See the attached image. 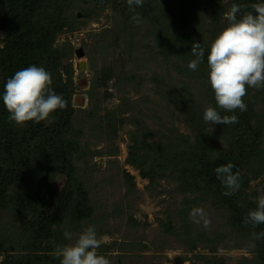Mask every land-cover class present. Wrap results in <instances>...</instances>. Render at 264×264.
I'll return each mask as SVG.
<instances>
[{
    "label": "rangeland",
    "instance_id": "obj_1",
    "mask_svg": "<svg viewBox=\"0 0 264 264\" xmlns=\"http://www.w3.org/2000/svg\"><path fill=\"white\" fill-rule=\"evenodd\" d=\"M44 2L43 7L35 8L33 22L38 23L46 14L47 22L52 19V23L65 25L53 38L57 61L53 62L52 56L53 60L41 67L51 73L52 89L56 93L61 91L59 88L65 91L68 123L79 143L73 177L75 185L83 187L92 210L87 220L78 222L67 215L60 226L51 224L50 229L56 232L55 238L51 236L52 246L69 243L63 235L65 231L79 233L93 224L98 238L107 237L97 251L110 264H200L197 256L212 255V246L217 248L214 255L222 264H250V235H235L225 209L214 208L200 198L192 204L193 196L181 192L180 175L174 168L176 157L172 158L169 151L160 154L163 146L171 149L174 142L182 140L181 136L190 137L189 147L196 153L198 148L216 143L213 151L204 154L211 162L226 148L229 135L225 126L209 125L203 120L204 109L213 101L204 90L209 85L208 74L203 72V62L196 71L188 69V62L194 59L192 44L179 36L177 18L181 12L185 14L183 31L207 52L211 41L228 23L224 13L233 3L242 4L244 0H144L142 7H136L143 20L139 26L132 21L126 0ZM254 4H246L247 9L253 11ZM2 11L4 0H0ZM5 42V33L0 29V60ZM78 48L84 51L81 59L74 54ZM118 56H122L123 66L115 77L112 67ZM79 63L85 64L84 70L78 69ZM55 112L44 121L46 125L53 122ZM200 121L206 140L203 145L196 137L199 132L191 130L198 125L193 123ZM26 126H19L23 130L20 135L26 133L23 138L28 139L30 129L26 130ZM213 134L220 137L218 141H211ZM29 140L39 139L34 136ZM133 141L149 158L152 156L151 161L156 160L151 180L127 163ZM258 143L253 166L240 172L241 187L236 194L245 208L250 203L256 206L255 198L264 194V129ZM35 144L31 142L32 147ZM22 160L18 167L26 166ZM37 168V162L30 159L24 171L33 192L39 189L42 179ZM32 174L35 179L30 177ZM48 177L61 191L66 175L58 171ZM194 207L208 214L207 229L190 220ZM42 210L48 211L46 207ZM26 214L16 197L0 210V264L8 253L24 255L19 250L29 240V225L24 224L33 218L30 213L24 218ZM53 264H59V260Z\"/></svg>",
    "mask_w": 264,
    "mask_h": 264
},
{
    "label": "trees",
    "instance_id": "obj_2",
    "mask_svg": "<svg viewBox=\"0 0 264 264\" xmlns=\"http://www.w3.org/2000/svg\"><path fill=\"white\" fill-rule=\"evenodd\" d=\"M4 2L5 11L0 13V29L5 33L6 42L0 60V95L3 93L7 79L17 71L31 65L41 67L48 64L52 56L54 57L53 62L57 61L58 56H54L56 52L52 49L53 38L56 31L65 25V23L62 25H58L57 22L52 23V19L47 22L49 15L46 14L39 18L38 23L33 22V12L37 6L38 8L43 7L44 0H4ZM261 2L264 0H244L240 5L242 10L252 11L251 8L247 9L246 4ZM177 20L180 25L179 36L183 41L193 46L197 43L196 40L182 29L187 24L185 14L181 12ZM203 63L202 66L205 69L203 72L207 75L209 70L206 51ZM59 89L61 91L57 94L64 98L63 93L65 91ZM204 90L212 97V105L216 107L210 84ZM244 102L247 105L245 112H240L237 109L234 113H228L218 109L222 116L237 115L238 123L224 125L229 138H226V148L221 149L222 153L219 154L217 160L211 162L204 155L205 151H213L216 143L211 146L200 147L197 149L199 152L196 153L197 151L191 149L193 147H189V136H181V143L175 144L174 142L172 148L169 146L171 149L166 150L163 146L160 152L164 155L169 151L172 158L176 157L174 168L180 175V178L177 179L180 182L181 192H188L189 195L193 196L190 202L195 204L196 200L200 198L209 201L214 208L225 209L235 235L240 238L244 234L250 235L253 231H264V224L253 229L251 225L243 223L248 211L255 209L257 205L254 206L249 202V206L245 208L241 204L239 194L225 196L223 192L226 189L217 179L214 170L216 167L227 163L235 165L233 172L238 170L239 173L248 165L253 166L255 160L253 154L258 147L261 130L264 129V90L249 88L244 97ZM67 105L64 109L56 110L55 124L54 120L48 125L44 121L38 124L32 121L27 122L26 130L30 129V134L28 139H25L23 137L26 133L20 135L21 127L8 120L9 113L4 107L2 99H0V210L7 208L10 199L16 197L22 205L24 213H27L24 218L28 217V213L32 214L31 217H33L30 223L27 221L24 224V226L29 225V240L26 244H22L19 249L24 255L8 253L2 264H53L56 259L52 258L51 253L55 247L52 246L51 242L52 238H55L56 232L52 228L50 229L51 224L60 226L67 219V215L72 216L78 222L87 220L92 216L86 193L81 184L75 185L73 177L75 161L78 159L76 156L79 143L76 139L78 136L75 137L74 132H71V125L68 123L70 114L66 112L67 107H69ZM199 124L201 121L193 123V126H197L191 127V130L193 133L199 132V135L196 133V137L199 136L200 144L203 145L205 139L203 140ZM34 136L35 139L39 140H29ZM219 138L213 134L211 141H218ZM32 141L36 143L33 147L31 146ZM158 151L160 150L156 152L158 153ZM148 158L149 156L144 153V149L140 150L136 142L133 141L129 148L127 163L138 168L143 177L151 180L153 175L150 171L153 173L156 160L151 161L152 156ZM30 159L35 161V164L37 162V172L42 177L39 182V189L34 190V192L31 190V185L27 183L24 172L27 170V163L28 166L30 164ZM20 160L26 166L18 167L17 163ZM58 171L66 175V182L61 191L48 180V176L52 172L55 174ZM257 176L258 173L252 177L256 179ZM30 177L35 179V174L30 175ZM27 189L29 191H26ZM40 207L41 209H39ZM42 207H46L48 211L42 210ZM255 244L254 249L250 247L253 260L248 262L250 264H264V238L255 241ZM2 248L3 245L0 243V251ZM209 250L212 255L197 256L200 264H222L214 255L217 248L212 246ZM5 252H9L8 249Z\"/></svg>",
    "mask_w": 264,
    "mask_h": 264
},
{
    "label": "clouds",
    "instance_id": "obj_3",
    "mask_svg": "<svg viewBox=\"0 0 264 264\" xmlns=\"http://www.w3.org/2000/svg\"><path fill=\"white\" fill-rule=\"evenodd\" d=\"M132 12V21L136 25L143 23L136 7H142L144 0H126ZM239 14V18H238ZM227 25L215 36L207 49L208 83L214 94L216 107L207 106L203 111V120L211 124L238 123L237 115H221L219 110L234 113L247 111L244 97L249 88L264 90V2L253 5V11H243L242 6L233 3L224 13ZM205 48L199 42L191 48L194 59L187 67L196 71L205 57ZM52 75L43 67L31 65L17 71L4 84L0 99L9 113L8 120L17 126L27 122L40 123L47 120L57 109H64L67 101L51 87ZM235 165L227 163L215 168L217 179L226 189L223 194L230 196L241 187V177ZM256 199V208L249 210L243 219L245 225L255 229L264 224V194ZM190 220L207 229L210 219L201 207H194L189 213ZM69 243L57 245L51 255L59 264H110V260L98 253L107 237L97 236V227L93 224L81 232H64ZM264 238V231L250 234L249 246L255 248V241Z\"/></svg>",
    "mask_w": 264,
    "mask_h": 264
},
{
    "label": "water",
    "instance_id": "obj_4",
    "mask_svg": "<svg viewBox=\"0 0 264 264\" xmlns=\"http://www.w3.org/2000/svg\"><path fill=\"white\" fill-rule=\"evenodd\" d=\"M75 56L77 59H81L84 57V51L82 48H78L74 52ZM122 66H123V58L122 56H118L114 61H113V74L115 77H118L121 72H122ZM85 64L84 63H79L78 64V69L79 70H84Z\"/></svg>",
    "mask_w": 264,
    "mask_h": 264
}]
</instances>
